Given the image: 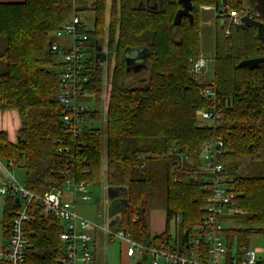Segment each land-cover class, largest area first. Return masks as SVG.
I'll list each match as a JSON object with an SVG mask.
<instances>
[{
	"label": "trees",
	"instance_id": "obj_1",
	"mask_svg": "<svg viewBox=\"0 0 264 264\" xmlns=\"http://www.w3.org/2000/svg\"><path fill=\"white\" fill-rule=\"evenodd\" d=\"M90 1L0 2V110H16L20 117L15 142L0 132V161L24 164L26 187L42 195L63 187L64 170L88 185L101 183L105 155L107 187L123 188L117 226L149 247L185 248L194 245L211 196L201 154L208 140H221L223 175L234 193L223 221L240 223L223 235L229 255L241 260L253 239L264 236V63L254 69L239 65L264 57V39L255 26L233 23L228 11H248L264 24V0H192L193 22L183 18L179 25L173 24L178 0ZM205 7L214 13V60L212 79L201 81L189 69L202 53ZM88 12L93 23L85 40L91 65L85 90L87 100L99 105L104 74L95 55L107 40L105 130L88 124L101 119L97 106L83 113L81 131L74 134L56 98L62 68L51 43L65 21ZM129 48L147 50L146 69L128 71ZM209 88L214 96L206 95ZM200 110L214 111L215 122H206ZM157 195L164 197L167 220L165 231L154 236L150 200ZM1 204L8 241L19 205L8 195H0ZM25 229V264H62L64 226L58 219L35 207Z\"/></svg>",
	"mask_w": 264,
	"mask_h": 264
},
{
	"label": "built area",
	"instance_id": "obj_2",
	"mask_svg": "<svg viewBox=\"0 0 264 264\" xmlns=\"http://www.w3.org/2000/svg\"><path fill=\"white\" fill-rule=\"evenodd\" d=\"M75 1V0H74ZM205 9H211L205 7ZM228 16L233 23L239 25L244 16H249L248 11L239 13L229 10ZM251 17V16H249ZM252 18V17H251ZM87 22L79 14H74L65 21L61 28L54 34L51 43L52 50L56 53L62 68V86L57 93V100L63 108V120L68 132L77 134L81 131V123L85 120L86 111H92L86 102L90 95L85 90L89 79L87 72L91 65L87 62L85 40L88 34ZM70 39L67 44L63 40ZM213 58L200 54L190 62V73L195 77L201 76ZM107 84L104 93L107 96ZM206 95L214 96L212 89L206 90ZM198 114L205 120L215 122L217 115L214 111L200 110ZM223 142L216 138L205 143L201 154L202 165L200 170L204 173L206 187L211 191L207 214L203 224L194 237L193 244L185 248L175 245L166 248L160 246H147L134 241L130 234L116 225L99 226L90 222L77 213L78 200H90L88 184L78 180L70 170L63 171V187L51 188L42 195L31 192L27 187L20 185L10 171L15 168L9 161L3 165V177L0 178V195L11 196L19 199L18 208L13 217L11 234L7 242L0 246V260L8 264H25L29 239L25 226L33 220L35 207L45 217L53 216L64 226L60 240L64 246L62 264H94L95 256L91 244L94 235L91 228L99 229L105 234L122 240L126 243V255L135 257L140 255L150 257L152 264H256L257 252L249 248L244 257L239 260L229 255L223 230V217L234 193L229 190L223 175V165L220 162Z\"/></svg>",
	"mask_w": 264,
	"mask_h": 264
},
{
	"label": "rangeland",
	"instance_id": "obj_3",
	"mask_svg": "<svg viewBox=\"0 0 264 264\" xmlns=\"http://www.w3.org/2000/svg\"><path fill=\"white\" fill-rule=\"evenodd\" d=\"M92 2V0L90 1ZM206 12H203L204 21L202 24V32H201V52L208 58H213L214 55V13L211 9H205ZM82 18H84L87 22L88 29L92 28L93 23V14L88 12L86 14H82ZM70 42V39L63 40L64 44ZM103 46V52L107 53V40L105 39L103 42H100ZM206 73L199 76V80L208 81L212 79L213 76V64L210 63L206 68ZM103 93L101 95V102H95L94 100L87 101L86 104L89 107H99L102 117L99 120L92 121L88 123L91 126H97L101 129L105 130V114L107 111V103H108V95L106 96L104 93V87L108 83L106 80L107 76V63L103 64ZM142 77H146V74H142ZM108 85V84H107ZM107 94H108V86H107ZM211 123L209 120L206 121ZM103 147L105 150V141L103 143ZM7 165V164H5ZM106 159L105 155L103 157V171H102V180L101 183L96 185H89L88 189L90 192L91 199L86 200H78L76 203L77 213L89 220L92 223H95L99 226H109L110 219L108 217V206L110 204L107 196V184L105 179V166ZM10 171L12 175L15 177L17 182L26 187L27 185V174L24 164H18L16 168H11ZM2 204L0 209V217L2 215ZM154 223V230L151 226V231L166 229V211H165V202L164 197L157 195L150 200V220ZM154 219V220H153ZM224 229L231 227H239L240 223L238 221L232 220L230 218L224 221ZM171 229L174 231L175 223L171 222ZM90 232L94 235V244L92 242L91 248L95 253V263L94 264H152V260L150 257L143 259L140 255H136L135 257H128L126 255L127 245L124 241L112 238L111 236L105 234L99 229L91 228ZM96 235V236H95ZM259 239V237L254 238ZM225 240V236H224ZM7 240L3 235V229L0 224V246L3 245ZM233 252H237V246L234 245Z\"/></svg>",
	"mask_w": 264,
	"mask_h": 264
},
{
	"label": "water",
	"instance_id": "obj_4",
	"mask_svg": "<svg viewBox=\"0 0 264 264\" xmlns=\"http://www.w3.org/2000/svg\"><path fill=\"white\" fill-rule=\"evenodd\" d=\"M162 1V0H161ZM181 8L176 12L174 17L173 24L179 25L183 18H188L190 22H193L192 10L194 8L192 0H178ZM157 6L155 7V9ZM242 23L244 25H253L258 29V35L261 40L264 39V24L258 20H255L249 16H244L242 18ZM96 64L99 67L107 61V53L103 52V46L97 45L96 55H95ZM125 61L128 66V71L131 69L134 72H139L142 69L147 68V50H134L127 49L125 51ZM261 63H264V57L261 58H252L240 63V67H249L254 69L258 67ZM123 188L109 186L107 187V196L110 202L108 206V217L110 219V226L116 225L120 220V213L123 210L122 198L120 197ZM18 203L19 199L15 200Z\"/></svg>",
	"mask_w": 264,
	"mask_h": 264
},
{
	"label": "crops",
	"instance_id": "obj_5",
	"mask_svg": "<svg viewBox=\"0 0 264 264\" xmlns=\"http://www.w3.org/2000/svg\"><path fill=\"white\" fill-rule=\"evenodd\" d=\"M22 1L24 0H0V2H22ZM205 73L206 72H204L203 74ZM19 128H20V117L16 110H5V111L0 110V132H5L8 136V139L11 142H15L17 140V133H18ZM4 164L5 163L0 161V178L3 177V165ZM151 226L153 227V230H154V223L152 222V219L150 220V231H151ZM164 231L155 230V232L151 231V233L152 235L156 236V235L163 233ZM250 248L254 249L257 252L258 263L264 264V236L259 237V239L253 240ZM93 254L95 256L94 251H93Z\"/></svg>",
	"mask_w": 264,
	"mask_h": 264
},
{
	"label": "flooded vegetation",
	"instance_id": "obj_6",
	"mask_svg": "<svg viewBox=\"0 0 264 264\" xmlns=\"http://www.w3.org/2000/svg\"><path fill=\"white\" fill-rule=\"evenodd\" d=\"M144 1V0H143ZM146 2L147 3H149V2H153V3H155V0H146Z\"/></svg>",
	"mask_w": 264,
	"mask_h": 264
}]
</instances>
